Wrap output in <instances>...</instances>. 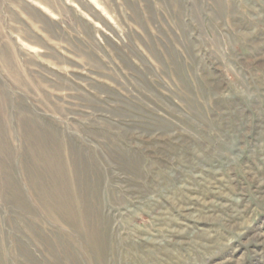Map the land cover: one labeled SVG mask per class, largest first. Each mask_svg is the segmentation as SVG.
<instances>
[{"label": "rangeland", "instance_id": "obj_1", "mask_svg": "<svg viewBox=\"0 0 264 264\" xmlns=\"http://www.w3.org/2000/svg\"><path fill=\"white\" fill-rule=\"evenodd\" d=\"M0 264H264V0H0Z\"/></svg>", "mask_w": 264, "mask_h": 264}]
</instances>
